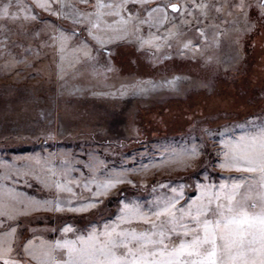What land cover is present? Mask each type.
Wrapping results in <instances>:
<instances>
[{"label": "rangeland", "instance_id": "rangeland-1", "mask_svg": "<svg viewBox=\"0 0 264 264\" xmlns=\"http://www.w3.org/2000/svg\"><path fill=\"white\" fill-rule=\"evenodd\" d=\"M54 2L57 6L61 2L85 6L80 0ZM167 2L177 0L164 3ZM216 2L230 6L235 0ZM11 5L15 10L17 0H11ZM29 5L40 19L24 24L23 28L18 22L0 18L3 22L0 44L4 45L0 48V161L19 157L22 159L17 163H24L23 158L46 152L56 153L53 163L59 165L61 154H70L72 176L69 179L74 181L81 172L87 175L84 163L90 154L99 156L103 161L99 165L102 169H121L146 163L141 153L155 156L162 144L180 148L195 139L206 147L203 158L186 169L166 167L128 173L136 184L116 185L101 197L103 204L90 212L21 214L17 225L21 239L35 237V242L39 243L41 239L62 238L59 229L66 222L81 230L90 223H103L109 215L115 216L122 198L150 199L153 185L158 182H167L169 186L188 185L185 188V199H188L195 195V183L203 181L205 173L209 182L236 175L206 162L218 159L213 145L218 143L220 128L231 127L250 115L264 116V18L258 16L256 9L250 10L246 23L243 13L233 8L232 15L226 16L229 23L221 27L222 35L218 38L214 37L209 23L207 35L218 41L215 43L201 41L199 34L190 29L186 38L202 45L200 50H191L195 55L178 54L175 41L171 48L165 45L159 50L148 47L138 50L135 38L112 40L107 45L110 54L101 52L96 58V64L105 67L110 60L115 70L109 72H102L83 57L77 58L72 51L81 39L94 51L98 47L81 28L69 42L63 71L59 72L60 53L49 39L51 32L33 33L44 24L55 23L68 29L78 26L35 7V0H20V7ZM220 15L222 13L213 12L208 21ZM241 28L246 30L237 31ZM142 30L147 33V26ZM98 31L107 32L108 29ZM153 31L162 33L164 29L154 28ZM237 36L239 44L234 43ZM171 76L182 78L178 90L158 86L148 88L146 93L129 91L124 95H104L137 79L157 82ZM204 127L213 133L206 140L201 132ZM30 165L40 170L36 161H31ZM141 179L144 184L140 183ZM4 183L38 199L49 195V189L30 177L22 176ZM75 191L78 196L91 195L78 185Z\"/></svg>", "mask_w": 264, "mask_h": 264}, {"label": "snow or ice", "instance_id": "snow-or-ice-1", "mask_svg": "<svg viewBox=\"0 0 264 264\" xmlns=\"http://www.w3.org/2000/svg\"><path fill=\"white\" fill-rule=\"evenodd\" d=\"M80 3L85 6L81 8L71 2H61L57 6L54 0H35V7L78 26L68 29L55 23L44 24L33 33L51 32L49 39L60 53L59 72L63 71L65 50L81 28L98 47L94 51L81 39L72 51L77 58L83 57L102 72H109L115 70L110 60L105 67L96 64V58L101 52L110 54L107 45L112 40L135 38L138 50L145 47L159 50L165 45L171 48L175 41L178 54L195 55L191 50H200L202 45L186 38L190 29L199 34L201 41L215 43L218 41L207 35L209 23L214 37H220L221 27L229 23L226 16L232 15L233 8L243 13L246 23L252 9L264 18V0H235L230 6L216 0H177L145 6L143 15L140 9L132 12L126 7L129 0L119 3L95 0L94 4L80 0ZM19 5L20 0H17L16 9L12 10L11 0H0V18L18 22L22 28L32 20L40 19L31 5L27 8ZM213 12L222 15L213 16L209 22ZM144 26L148 28L147 33L142 30ZM0 27H3L2 20ZM102 28L108 31H98ZM154 28L164 31L154 32ZM239 41L237 36L234 43L239 44ZM2 47L4 45L0 44ZM181 79L179 76L157 82L137 79L104 95H124L129 91L146 93L148 88L158 86L178 90ZM201 132L205 140L213 135L207 127ZM217 135L218 143L213 146L218 159L206 163H214L236 175L209 182L205 173L203 181L195 183V195L188 199H185L188 185L169 186L167 182H158L153 185V195L147 201L122 198L115 216L109 215L103 223H90L81 230L66 222L59 229L62 238L41 239L39 243L35 242V237L20 238L17 225L21 214L33 211L90 212L103 204L101 197L116 185L136 184L128 173L166 167L186 169L203 158L206 145L195 139L180 148L162 144L155 156L141 153L146 163L121 169H102L99 165L103 161L90 154L84 163L87 175L81 172L74 181L69 179L72 176L70 154H61L59 165L53 163L56 153L46 152L23 158L24 163H17L22 159L19 157L0 161V264H264V116L250 115L231 127L220 128ZM31 161H36L39 171L30 165ZM22 176L38 181L43 188L49 189V195L38 199L4 183ZM140 183L145 181L141 179ZM77 185L87 189L90 197L78 196Z\"/></svg>", "mask_w": 264, "mask_h": 264}, {"label": "crops", "instance_id": "crops-1", "mask_svg": "<svg viewBox=\"0 0 264 264\" xmlns=\"http://www.w3.org/2000/svg\"><path fill=\"white\" fill-rule=\"evenodd\" d=\"M166 0H143L141 3L140 0H129V3L126 5V7L129 8L130 11H137V9H140L141 11L145 9V6L154 5L155 3H164ZM89 2H94L95 0H89ZM105 3H108V0H104ZM113 3L116 2H123V0H112ZM143 15V12H141ZM156 14V13H155ZM126 15V13H124ZM154 15V13H153Z\"/></svg>", "mask_w": 264, "mask_h": 264}]
</instances>
